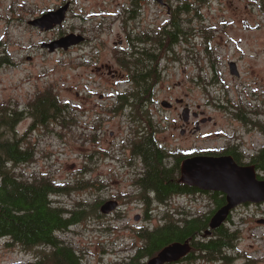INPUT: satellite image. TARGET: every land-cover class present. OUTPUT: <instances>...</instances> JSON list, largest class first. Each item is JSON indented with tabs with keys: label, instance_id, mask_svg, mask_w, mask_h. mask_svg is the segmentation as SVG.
<instances>
[{
	"label": "rangeland",
	"instance_id": "374dc122",
	"mask_svg": "<svg viewBox=\"0 0 264 264\" xmlns=\"http://www.w3.org/2000/svg\"><path fill=\"white\" fill-rule=\"evenodd\" d=\"M65 1L0 0V107L23 110L48 88L68 104L65 126L40 125L23 112L14 136L33 147L35 160L13 169L25 177L48 176L70 188L77 180H90L81 183V190L52 197L71 215L86 211L60 236L85 264H117L144 246L140 231L160 226L170 205L191 214L215 208L207 193L176 195L169 203L155 201L154 194L148 202L143 198L136 186L143 164L130 146L134 133H144L141 109L147 110L146 123L151 125L146 130L172 155H219L243 144L250 158L264 147V0H187L190 9L179 13L183 37L160 50L158 37L184 1L72 0L61 26L41 31L29 24ZM70 33L87 41L55 52L42 46ZM207 48L215 53V68ZM143 50L155 56L146 62L159 73L153 89L134 107L122 104L111 111L120 105L119 93L139 86L120 63L122 58L129 61L128 54ZM230 61L237 62L239 76L231 73ZM187 107L189 124L184 126ZM112 196H120L122 206L108 214L101 203ZM229 217L225 225L237 237L234 247L224 251V260L201 253L203 257L172 263L264 264V223L259 222L264 204L240 205ZM8 242L0 238V264H27L40 251Z\"/></svg>",
	"mask_w": 264,
	"mask_h": 264
},
{
	"label": "trees",
	"instance_id": "16d2710c",
	"mask_svg": "<svg viewBox=\"0 0 264 264\" xmlns=\"http://www.w3.org/2000/svg\"><path fill=\"white\" fill-rule=\"evenodd\" d=\"M180 1L184 2L172 12L170 26L164 28L158 37L159 40L157 39L158 50L167 47L170 49L183 37L179 13L188 12L190 4L187 0ZM138 39L140 42L145 40L142 37ZM207 49L212 67L215 68L217 62L215 53ZM151 53L143 50L133 57L128 54L129 61L126 57L122 58L125 60L120 59L127 72L130 71L131 81L138 83L139 86L130 93H119L120 105L113 106L111 111L122 104L134 107L140 99L143 100L144 96L151 92L157 79L155 76L159 75L157 68H153L151 63L146 64L147 61L154 60L155 56ZM145 103L146 101L143 104ZM68 110V104L60 101L53 88L38 92L23 110L13 107L8 109V106L0 107V238H8V244L16 243L23 249H39L35 259L27 264H85L79 251L67 243L60 234L81 221L86 211L84 209L74 211L71 215L69 210L56 205V200L52 197L62 192L81 190V183L88 184L91 181L77 180L72 184L76 186L70 188L54 182L51 177H25L13 169L16 165L29 164L35 160L33 147L23 142L24 137L14 136L23 112L40 125L60 122L65 126L68 115L64 112ZM141 111L145 118L142 123L144 133L142 135L134 133L130 146L143 164L136 183L146 202L150 199L149 194H154L155 201L167 202L177 194L203 191L180 181V163L186 157L183 154H170L167 148L156 140L154 132L146 130L151 125L146 123L147 110L143 108ZM173 157L175 162L170 165L168 160ZM252 163L257 170L264 171V147L253 157ZM203 193L209 194L215 203V208L210 213L191 214L176 210L175 215H166L163 226L140 231L139 236L145 242L144 246L138 249L132 258L121 264H145L144 257H154L164 247L187 240H190L193 246L192 251L186 256L187 261L203 257L201 253L210 258L214 257L212 259L222 256L224 260L227 257L224 251L235 245L236 232H231L225 225L226 222L212 230L211 234L205 236V232L209 230L210 219L216 210L227 203L226 195L219 191Z\"/></svg>",
	"mask_w": 264,
	"mask_h": 264
},
{
	"label": "water",
	"instance_id": "95a60500",
	"mask_svg": "<svg viewBox=\"0 0 264 264\" xmlns=\"http://www.w3.org/2000/svg\"><path fill=\"white\" fill-rule=\"evenodd\" d=\"M165 3L164 0H157ZM69 5L51 11L41 17L31 19L29 24L42 31H49L61 26L66 20ZM84 36L70 33L51 42L43 43L42 46L51 52L59 49L68 50L84 41ZM230 71L233 75L239 76L240 71L235 61H230ZM170 107L172 103L164 102ZM196 116V113H194ZM184 120L190 117V108L184 110ZM180 181L203 191H219L226 195L227 203L221 206L210 219L209 230L205 236L212 233V230L219 228L226 222L233 210L245 203L264 202V180L258 178L254 165H239L232 155H211L198 154L184 158L180 163ZM118 202L109 200L102 205V211L110 213L116 209ZM140 219V216H136ZM264 223V219L259 220ZM192 248L190 240L186 242H175L164 247L156 256L152 257L148 264H165L179 261L186 256Z\"/></svg>",
	"mask_w": 264,
	"mask_h": 264
},
{
	"label": "flooded vegetation",
	"instance_id": "af4514ba",
	"mask_svg": "<svg viewBox=\"0 0 264 264\" xmlns=\"http://www.w3.org/2000/svg\"><path fill=\"white\" fill-rule=\"evenodd\" d=\"M136 1H141V0H136ZM157 1V0H156ZM71 2H72V0H66L64 3H62L61 5H58L57 7H55V8H52V9H48V10H46V11H44L43 13H41L40 15H38L36 18H38V17H41V16H43L44 14H46V13H48V12H51V11H56V10H58L59 8H61V7H64V6H66V5H69V8H70V6H71ZM164 2H165V0H164ZM133 4H135V2L133 1ZM133 4H132V6H133ZM162 4H167L166 2L165 3H162ZM134 8H135V6H133ZM69 8H68V12H67V15H68V13H69ZM130 11H132V9L130 10ZM66 18H67V16H66ZM30 21V20H29ZM58 27V26H57ZM39 29V28H38ZM55 29V28H54ZM42 31V30H41ZM50 31V30H49ZM154 36V35H153ZM152 36V37H153ZM62 37V36H61ZM130 37V36H129ZM151 37V41L152 42H155L156 41V36L155 37H153L152 38ZM128 40V39H127ZM87 41V38L84 40V42H86ZM122 48V47H121ZM98 71L100 70V68H98L97 69ZM102 73V72H101ZM112 76H116V74L114 73V74H112ZM196 115H197V113H196ZM194 116V115H193ZM185 123H186V125H184V126H187L188 124H189V119L187 120V122L185 121ZM184 132H186V128H184L183 129V133ZM192 132V134H196L197 133V131H191ZM262 148H258L257 149V151L255 152V154L254 155H252L250 158H246V156H245V153H244V150H243V144H234V146H232V147H230V148H228V149H225V150H223L221 153H219V155H232L233 157H234V159L236 160V162L239 164V165H254L255 166V164L254 163H252V161H253V157L254 156H256V154L257 153H259V151L261 150ZM218 155V154H217ZM174 160V159H173ZM257 170V169H256ZM257 173H258V178L260 177V176H262L263 178H259V179H261V180H264V171H259V170H257ZM136 186H138L137 185V183H136ZM205 192V191H204ZM208 192H210V191H208ZM198 193H203V191H198ZM185 194V193H184ZM177 195H183V194H177ZM120 196H116V197H114V196H112V197H110V198H107V199H110V200H116L118 203H119V205H118V207L116 208V209H119L122 205H121V200H120ZM103 201H105V200H103ZM106 202V201H105ZM168 203L170 202V201H167ZM226 202H227V198H226ZM162 203H165V202H162ZM102 205L104 204V202H102L101 203ZM262 204H264V202L263 203H245V204H242L241 206H245V205H247V206H258V205H262ZM101 205V206H102ZM101 208V207H100ZM115 209V210H116ZM115 210H113V211H115ZM176 210H177V208H174V207H172L171 205L168 207V209L166 210V214L167 215H170V216H173V215H175V212H176ZM113 211H111L110 213H113ZM110 213H108V214H110ZM147 216H149L148 214H147ZM146 219H148V218H146ZM164 221H165V218H164ZM164 225V222L160 225V226H163ZM160 226H157L156 228H154V229H157V228H159ZM192 248H193V246H192ZM187 256V255H186ZM186 256H184V257H182L180 260H179V262L180 261H183L184 259L186 260ZM152 257L150 256V257H144V263L145 264H148V261L151 259ZM130 258H126V261L127 260H129ZM187 261V260H186ZM122 262H119V263H117V264H121ZM165 264H174V263H165Z\"/></svg>",
	"mask_w": 264,
	"mask_h": 264
}]
</instances>
